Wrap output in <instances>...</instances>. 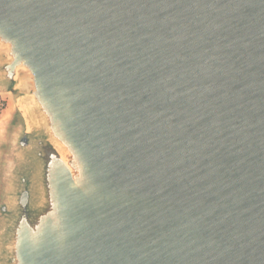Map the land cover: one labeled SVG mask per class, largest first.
<instances>
[{
    "label": "water",
    "instance_id": "95a60500",
    "mask_svg": "<svg viewBox=\"0 0 264 264\" xmlns=\"http://www.w3.org/2000/svg\"><path fill=\"white\" fill-rule=\"evenodd\" d=\"M0 88V264H264V0H0Z\"/></svg>",
    "mask_w": 264,
    "mask_h": 264
},
{
    "label": "rangeland",
    "instance_id": "374dc122",
    "mask_svg": "<svg viewBox=\"0 0 264 264\" xmlns=\"http://www.w3.org/2000/svg\"><path fill=\"white\" fill-rule=\"evenodd\" d=\"M0 100L4 103L3 109L9 104L10 100L14 102V108L9 117L0 121V204L6 200L7 182L5 179V166L11 150L14 138L15 125L20 116L26 121H33V115L25 104L20 103V99L16 98L11 91L0 88ZM23 108V109H22ZM25 109V110H24ZM25 111V113H24Z\"/></svg>",
    "mask_w": 264,
    "mask_h": 264
},
{
    "label": "bare ground",
    "instance_id": "6f19581e",
    "mask_svg": "<svg viewBox=\"0 0 264 264\" xmlns=\"http://www.w3.org/2000/svg\"><path fill=\"white\" fill-rule=\"evenodd\" d=\"M13 108H14V102L12 100H10L9 104L4 108L3 113L0 116V121L7 119L9 117V115L11 114ZM24 113H25V111H24Z\"/></svg>",
    "mask_w": 264,
    "mask_h": 264
},
{
    "label": "built area",
    "instance_id": "2783aa9c",
    "mask_svg": "<svg viewBox=\"0 0 264 264\" xmlns=\"http://www.w3.org/2000/svg\"><path fill=\"white\" fill-rule=\"evenodd\" d=\"M4 103L0 100V111L3 109Z\"/></svg>",
    "mask_w": 264,
    "mask_h": 264
}]
</instances>
